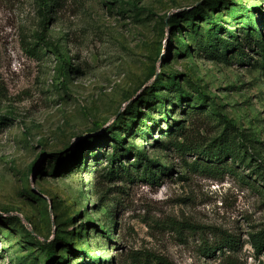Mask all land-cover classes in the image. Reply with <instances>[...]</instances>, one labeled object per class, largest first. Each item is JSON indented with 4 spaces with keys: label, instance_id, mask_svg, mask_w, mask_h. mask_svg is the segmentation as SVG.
I'll use <instances>...</instances> for the list:
<instances>
[{
    "label": "rangeland",
    "instance_id": "374dc122",
    "mask_svg": "<svg viewBox=\"0 0 264 264\" xmlns=\"http://www.w3.org/2000/svg\"><path fill=\"white\" fill-rule=\"evenodd\" d=\"M239 5L264 46L261 0H62L47 21L36 0H0V264H42L48 243L69 264L81 262L71 254L82 249L100 264H264V246L253 244L264 231V182L253 170L255 159L264 161L261 55L252 46L246 58L229 51L222 59L196 45L210 27L203 13L242 38ZM38 33L54 48L31 56L25 45ZM56 53L67 55L64 65ZM181 92L195 105L170 111L183 127L178 142L203 148L228 120L254 140L246 150L253 159L240 147L242 162L227 157L225 168L210 171L196 152L148 138L147 157L172 166L170 174L157 183L135 169L131 180L105 175L114 137L141 151V131L160 117V104L147 107L144 97L160 93L169 109ZM128 104L144 115L135 134ZM159 135L154 128V140L167 139ZM102 223L109 252L105 234L96 240L91 230ZM227 235L236 250L204 256Z\"/></svg>",
    "mask_w": 264,
    "mask_h": 264
},
{
    "label": "trees",
    "instance_id": "16d2710c",
    "mask_svg": "<svg viewBox=\"0 0 264 264\" xmlns=\"http://www.w3.org/2000/svg\"><path fill=\"white\" fill-rule=\"evenodd\" d=\"M38 3L39 12L41 13L42 17L44 18V21H47L50 19V16L48 14H54L58 7L62 5V0H36ZM231 3V2H230ZM261 4H264V0H261ZM240 13L239 19L244 18L245 22L244 25L239 27L243 31V37L238 38V35L235 32V27L233 29L225 28L220 26L214 17L210 15H206L205 13L201 14L199 18L205 17L206 22L209 23L210 27L208 28L206 34L204 35V39H200L198 42H196L197 46L202 49H207L210 53V56L213 57H219L222 59L226 58V54L229 51H237L239 52V56L237 57L239 60L242 58H246V54L243 53V49L245 47H255L256 52H259L261 55L260 61L255 60L258 66H261L264 70V46L260 45L258 42L257 36H260L259 30L256 27V21L253 20L251 15L248 12V9L244 7L243 5L237 6ZM260 16L264 18V14L260 13ZM260 21V19L258 20ZM170 22H175V20H170ZM171 24V26H173ZM39 45V46H38ZM41 45V46H40ZM51 48L53 49L52 43H49L45 36L42 33H38L36 36V41L31 43H26L25 50L31 55L36 56L40 50V48ZM39 48V49H37ZM56 55L60 58L61 64L64 65L66 62L67 55L56 53ZM247 59H250L248 57ZM176 85V83H173ZM150 94V93H149ZM142 98V97H140ZM152 102L151 99H147L144 97V104L145 106L149 107L152 105L153 101L155 103L160 104V117H150L148 120L151 123L150 125H145V129L141 131L142 135L138 137L142 142V149L139 151L136 147H134L133 144L128 145L127 147L124 146V138H116L114 137L113 144L111 148H113V151L111 154H108L106 156L107 165L106 167H103L102 170H105V175H107L110 178L118 177V176H125L126 178L132 179V169H135L137 172V178L142 179L145 182L148 183H157L161 174H170L172 170V166H167L166 164H159L158 161H155L153 159H149L145 153L144 150V143L148 138H151L153 140V144L156 145L157 148H162L165 150H170V148H175L177 151L180 152H188L191 150L192 152H196L198 155L204 157V161L212 162L213 165H209L208 169L210 171H215L219 167L225 168L228 165L227 157H229L230 162H235L239 160L242 162V157L240 158V147H242L244 152L249 155L250 159H253L254 154L249 151L250 153H247L248 148L251 147L249 144L250 142H254V140L248 138L243 132H240L236 126L229 122L228 120H224V126L221 129V131L215 135L206 145L203 146V148L199 147H191L188 144L184 143V141L178 142L177 138L182 137L181 131L183 127L181 126L180 122L178 120H175L174 118L170 117V111L174 106L177 107V109L184 110V106L182 104L183 101L189 102L187 103V107L191 110V107H189L190 104L195 105L194 100L188 99V95H186L184 92H181L177 94V100L175 103L170 101V108L167 109L166 104H168V99L165 96H162L160 93L153 94L152 95ZM194 99V98H193ZM189 104V105H188ZM198 104V103H197ZM200 104V103H199ZM152 108L155 109L154 106ZM128 110L136 114L137 119V126H134L132 132L135 134L138 132V128L144 124L145 120H142L143 113H140L139 109L132 104H128ZM188 112V111H187ZM185 113L184 115H186ZM175 116V113L173 114ZM141 117V118H140ZM160 120H163L165 122V129L159 124ZM139 124V125H138ZM139 126V127H138ZM156 128L158 133H160L159 136L162 134L165 135V138L167 139H153L151 136L152 130ZM175 137V139H174ZM173 140H172V139ZM185 140V139H184ZM247 150V151H246ZM102 152H99L97 154H94L93 157L95 159V165L91 167L92 172L96 171L95 168H97L96 163L100 160L102 156ZM73 156V155H72ZM120 156H124V159L129 158V156L133 157V162L128 163L127 165H121L120 162ZM49 161V160H48ZM256 165L254 167V172L257 174V176L260 178L262 182H264V161L257 160ZM81 164V162H80ZM217 166L214 168L211 166ZM111 214V211L109 209L108 215ZM107 215V217H108ZM15 220H18L15 218ZM14 223V222H12ZM104 229L106 231H103V228L98 231L96 229V226H93L91 228L93 235L95 239L97 240V237L101 236L102 232L105 234V237H107V243L105 244L104 251L109 252L107 244L109 243V240L111 238L110 236V230L107 226H105V223H102ZM105 224V225H104ZM114 225H111L113 227ZM27 237L30 236L29 233L26 234ZM86 233L84 232L83 237L86 238ZM61 241V240H60ZM254 247L257 251H260L261 248L264 246V231L260 232L257 236H255V239H253ZM227 247L228 250L234 251L238 247V240L235 238L229 237L227 235L226 237H221L219 239H216L211 245H206L204 248V256H210L214 254V250H218L219 252H223V248ZM56 243H48L45 244L43 247V250L45 252V261L42 264H48L49 262L52 264H69V259L66 257H63L62 255L59 257V259H56ZM77 255L76 257L81 258V262L77 264H100V258L90 257L83 249L79 253H73L71 256Z\"/></svg>",
    "mask_w": 264,
    "mask_h": 264
}]
</instances>
